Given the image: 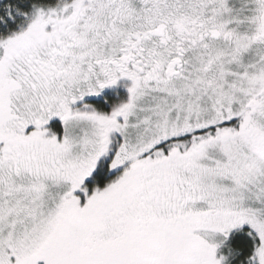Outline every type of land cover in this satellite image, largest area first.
<instances>
[{
  "label": "snow or ice",
  "instance_id": "obj_1",
  "mask_svg": "<svg viewBox=\"0 0 264 264\" xmlns=\"http://www.w3.org/2000/svg\"><path fill=\"white\" fill-rule=\"evenodd\" d=\"M0 264H264V0H0Z\"/></svg>",
  "mask_w": 264,
  "mask_h": 264
}]
</instances>
